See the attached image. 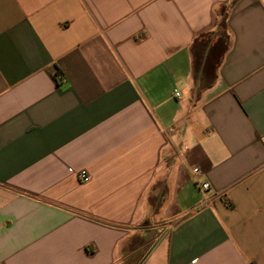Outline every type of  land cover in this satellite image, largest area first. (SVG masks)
<instances>
[{
	"label": "crops",
	"instance_id": "1",
	"mask_svg": "<svg viewBox=\"0 0 264 264\" xmlns=\"http://www.w3.org/2000/svg\"><path fill=\"white\" fill-rule=\"evenodd\" d=\"M0 264H264V0H0Z\"/></svg>",
	"mask_w": 264,
	"mask_h": 264
},
{
	"label": "trees",
	"instance_id": "2",
	"mask_svg": "<svg viewBox=\"0 0 264 264\" xmlns=\"http://www.w3.org/2000/svg\"><path fill=\"white\" fill-rule=\"evenodd\" d=\"M226 17V13L222 14L221 26L224 31L218 32L213 29L197 38L193 45L195 66L201 71L200 80L205 78L211 82L214 79L228 49L229 34Z\"/></svg>",
	"mask_w": 264,
	"mask_h": 264
},
{
	"label": "built area",
	"instance_id": "3",
	"mask_svg": "<svg viewBox=\"0 0 264 264\" xmlns=\"http://www.w3.org/2000/svg\"><path fill=\"white\" fill-rule=\"evenodd\" d=\"M58 78L60 80L62 79L61 76H58ZM180 96H181V94L178 91H176V97L179 98ZM176 128L177 127L175 125H171V126L167 127L166 130H165V134H167V136L169 138H172L176 134ZM185 148L187 149V146ZM193 172L196 175H198L200 173V170H199V168H195L193 170ZM78 177H79L80 180H82L84 182H87L90 179L89 175L87 174V172L85 170H81L78 173ZM197 185L200 188V190H202L204 193L208 192L209 189H210V184H209V182H206V181H198Z\"/></svg>",
	"mask_w": 264,
	"mask_h": 264
},
{
	"label": "rangeland",
	"instance_id": "4",
	"mask_svg": "<svg viewBox=\"0 0 264 264\" xmlns=\"http://www.w3.org/2000/svg\"><path fill=\"white\" fill-rule=\"evenodd\" d=\"M224 13V12H223ZM221 19H222V16L219 17V19L217 20V24L215 26V30H217L218 32H221V31H224V29L222 28L221 26Z\"/></svg>",
	"mask_w": 264,
	"mask_h": 264
}]
</instances>
